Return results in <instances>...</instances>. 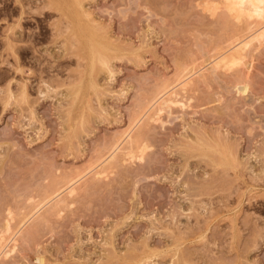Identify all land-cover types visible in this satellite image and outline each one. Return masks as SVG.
Instances as JSON below:
<instances>
[{
  "label": "rangeland",
  "instance_id": "374dc122",
  "mask_svg": "<svg viewBox=\"0 0 264 264\" xmlns=\"http://www.w3.org/2000/svg\"><path fill=\"white\" fill-rule=\"evenodd\" d=\"M75 2L0 0L1 239L132 124L135 156L124 144L103 176L86 174L57 209L43 205L0 264H264V38L244 63L216 68L251 22L227 16L223 0ZM189 69L186 104L136 123Z\"/></svg>",
  "mask_w": 264,
  "mask_h": 264
},
{
  "label": "bare ground",
  "instance_id": "6f19581e",
  "mask_svg": "<svg viewBox=\"0 0 264 264\" xmlns=\"http://www.w3.org/2000/svg\"><path fill=\"white\" fill-rule=\"evenodd\" d=\"M224 1V4H225V8H226V14H227V12H228V14H227V16L228 15H230L229 17H232V19H236L237 21H242L244 18H247V20H251V22L249 23L250 25V29H249V33L246 35V37H242L243 39H241V40H238V42L237 43H235L234 44V46H233V49L232 50H230V51H225V52H222V53H220L214 60V65H215V67L216 68H219V67H221V68H231V67H233V66H238V65H240V64H242V63H244V61H245V56H246V54L244 53V50L248 47V46H250V44L252 43V42H254V41H256V40H261L262 38H264V0H223ZM56 2V1H55ZM71 3H73L72 1H70ZM74 2H75V0H74ZM69 3V2H68ZM76 3V2H75ZM74 3V4H75ZM223 3V2H222ZM65 4V3H64ZM57 5H58V3H57ZM72 5V4H71ZM77 5V4H76ZM56 6V5H55ZM86 6V5H85ZM84 6V7H85ZM57 7V6H56ZM68 7V6H67ZM73 7V6H72ZM77 7V6H76ZM75 7V8H76ZM80 7V6H79ZM74 8V9H75ZM211 8V7H210ZM59 9V8H58ZM85 9V8H84ZM61 10H63V7H62V9ZM225 10V9H224ZM70 12H72V11H70ZM80 12V11H79ZM64 13V12H63ZM62 13V14H63ZM66 13V12H65ZM77 13V12H76ZM84 13V12H83ZM66 15V14H65ZM82 15V14H81ZM92 15V14H91ZM69 16H71V15H69ZM73 16H75V15H73ZM67 17V16H66ZM80 17V16H79ZM82 17V19H84L85 20V15H84V17L83 16H81ZM81 17L79 18V19H81ZM91 17H93V16H91ZM87 18V17H86ZM70 19H72L73 20V18H70ZM232 19H230V20H232ZM78 20V19H77ZM226 20H228V19H226ZM71 21V20H70ZM86 21H87V19H86ZM20 22V21H19ZM83 22V21H82ZM99 22V21H98ZM225 22H227V21H225ZM228 22H229V20H228ZM73 23V22H72ZM71 23V24H72ZM83 23H85V22H83ZM83 23H82V25H83ZM95 23V22H94ZM100 23V22H99ZM230 23V22H229ZM228 23V24H229ZM76 24H78L77 23V21H76ZM79 24H80V22H79ZM227 24V23H226ZM81 25V24H80ZM79 25V26H80ZM89 25V24H88ZM98 25V24H97ZM20 26H21V24H20ZM69 26H71V25H69ZM92 26V25H91ZM104 26V25H103ZM16 27V26H15ZM83 27H84V25H83ZM88 27V26H87ZM93 27H95V26H93ZM79 28V27H78ZM86 28V27H85ZM89 29V28H88ZM10 30V29H9ZM20 30V29H19ZM79 30V29H78ZM91 30V29H90ZM81 31H82V29H81ZM81 31H80V34H81ZM91 31H93V30H91ZM21 32V31H20ZM79 32V31H78ZM77 32V33H78ZM87 32H89V31H87ZM13 33H14V31H13ZM84 33V32H83ZM22 34V33H21ZM20 34V35H21ZM43 34V33H42ZM80 34H78L79 35V37H80ZM94 34V33H93ZM99 34H101L100 32H99ZM19 35V34H18ZM14 36V35H13ZM85 36V35H84ZM89 36V35H88ZM91 36V35H90ZM20 36H17L16 38H15V36H14V38L15 39H18ZM41 37V36H40ZM43 37V36H42ZM98 37V36H97ZM105 37V36H104ZM113 37V36H112ZM88 38V37H87ZM106 38V37H105ZM14 39V40H15ZM107 39V38H106ZM14 40H12V41H14ZM19 40H20V38H19ZM19 40H15L16 42H18ZM79 40V39H78ZM77 40V41H78ZM84 40H85V38H84ZM94 40H96V39H94ZM86 41V40H85ZM84 41V43H86ZM88 41V40H87ZM93 41V40H92ZM107 41H109V40H107ZM78 42H80V41H78ZM90 41H88L87 43H89ZM111 42V41H110ZM103 43V42H102ZM97 44H98V42H97ZM97 44H95L94 43V41L91 43V47H92V53H93V56H94V59H96V58H99V60L101 61V63H106L107 62V58H106V53L108 52V51H106V49H105V51H106V53H105V55H103V53L100 51L99 52V49H98V47H97ZM16 45V44H15ZM80 45V44H79ZM84 45V44H83ZM89 45V44H88ZM108 45H109V43H108ZM11 47V46H10ZM20 47V46H19ZM19 47H15L16 49L17 48H19ZM80 47V46H79ZM83 47V46H82ZM86 47V46H85ZM101 47V46H100ZM214 47V46H213ZM87 48H90V47H87ZM102 48V47H101ZM15 49V50H16ZM78 49H80V48H78ZM77 49V50H78ZM91 49V48H90ZM13 50V49H12ZM76 50V51H77ZM87 50V49H86ZM101 50H103V49H101ZM80 51V50H79ZM104 51V52H105ZM110 51V50H109ZM89 53H90V51H88ZM18 53V52H17ZM27 53V52H26ZM78 53V52H77ZM81 54H82V52H80ZM111 53H112V51H111ZM114 53V52H113ZM116 53H118V52H116ZM87 54V53H86ZM110 54V53H109ZM120 54V53H119ZM16 55H19V54H16ZM81 56V55H80ZM88 57H89V59H90V56L91 55H87ZM20 57V56H19ZM92 58V57H91ZM17 59V58H16ZM89 59H88V61H89ZM93 59V58H92ZM18 60V59H17ZM87 61V62H88ZM92 60H90V62H91ZM97 63V62H96ZM111 64V63H110ZM87 65V64H86ZM91 64H89V66H90ZM100 65H102V64H100ZM112 65V64H111ZM106 66V65H105ZM102 67V66H101ZM112 67V66H111ZM87 68H89V67H87ZM91 68V67H90ZM90 68H89V70H90ZM109 69V68H108ZM113 69V68H112ZM186 68H184V70H185ZM246 69V68H245ZM250 69V68H249ZM184 70H183V72H184ZM187 70V69H186ZM244 70V69H243ZM99 70H97V72H98ZM101 71V70H100ZM249 71V70H248ZM88 72H90V71H88ZM86 73V72H85ZM195 73H196V71H193L192 69L190 70H188V71H186V73L184 72L183 74L181 73V74H179V76L173 81V82H166L164 85H162V87H161V89L157 92V94L155 95V99H153L154 101L151 103V105L149 106V107H147L146 108V110L141 114V116L136 120V123H139L141 120H144V118L146 117V119H147V117H149V118H151L152 116H154L152 113H151V110H153V109H156V110H154L156 113L155 114H160L162 111H163V109H164V107L165 106H171V105H173V104H179V105H185L184 104V99L183 98H181L180 97V95H181V91H185L187 88H188V86L192 83V80H193V75H195ZM91 74V73H90ZM90 74H89V77H90ZM85 75V74H84ZM86 75H87V73H86ZM205 75V74H204ZM85 78V77H84ZM95 78H98L97 76L95 77ZM170 78V77H169ZM171 78H172V76H171ZM86 79V78H85ZM92 79V78H91ZM99 79V78H98ZM89 80V79H88ZM85 81V80H84ZM243 81V80H242ZM79 82V81H78ZM87 84H89V82H87V80L85 81ZM93 82V81H92ZM235 82V81H234ZM240 82V81H239ZM238 82V83H239ZM23 83H24V81H23ZM100 83V82H99ZM74 84H76V83H74ZM81 84V83H80ZM22 85V84H21ZM86 85V84H85ZM84 85V86H85ZM101 85V84H100ZM82 86V85H81ZM25 87V86H24ZM82 88V87H81ZM86 88L87 87H85V89L83 88V90H85L86 91ZM22 89H23V87H22ZM24 89H26V88H24ZM249 89V85H248V83L245 81V82H242V88L239 90L240 92H242V93H245L247 90ZM101 90V89H100ZM156 90V89H155ZM24 91V90H23ZM84 91V92H85ZM238 91V90H237ZM82 92V91H81ZM95 92V91H94ZM97 92V91H96ZM69 93H70V90H69ZM241 93V94H242ZM72 94V93H71ZM75 94V93H74ZM81 94V93H80ZM23 95V94H22ZM28 95V94H27ZM76 95V94H75ZM92 95V94H91ZM94 95V94H93ZM25 96V95H24ZM82 96V95H81ZM86 96V95H85ZM88 96V95H87ZM80 97V96H79ZM84 97V96H83ZM81 98V97H80ZM80 98H79V101H80ZM151 98V97H150ZM15 99V98H14ZM20 99V98H19ZM22 99V98H21ZM21 99H20V102H21ZM84 99H85V97H84ZM93 99V98H92ZM26 101V100H25ZM79 101L77 102V104H79ZM76 104V105H77ZM82 104V103H81ZM69 105V104H68ZM155 105V106H154ZM72 106V105H71ZM94 106V105H93ZM154 106V107H153ZM156 106H158L157 108H155ZM81 107V106H80ZM84 107V106H83ZM92 107V106H91ZM81 109V108H80ZM85 109V108H84ZM151 109V110H150ZM169 109V108H168ZM78 110V109H77ZM86 111V110H85ZM73 113V112H72ZM78 113V112H77ZM73 115V114H72ZM71 115V116H72ZM78 115V114H77ZM133 116V115H132ZM131 116V117H132ZM88 117V116H87ZM156 117V116H155ZM84 118H86V117H84ZM70 119V118H69ZM72 119V118H71ZM77 119V118H76ZM74 120V122H75V119H73ZM72 121V120H71ZM157 121V120H156ZM69 123H70V121H69ZM71 125H73V124H71ZM134 124H132V126H130L129 128H128V130L126 131L125 130V135H124V137L123 138H121V139H119V138H117L118 140L111 146V149H109L110 151L108 152L109 154L107 155V157L104 159L103 158V160L100 162L99 161V163L97 164V165H93V166H91L90 167V170L88 171V172H86V173H82V171L81 172H78L77 174H75V176H69L70 177V179L67 181L66 180V182H63V184L64 185H61V186H59L58 188H56L54 191H52V194L50 195V197H47L48 199L45 201V203H43V205H45L46 206V204H49V203H51V201H53L54 200V202H52V204H51V206L53 207V208H56L57 209V207L60 205V204H62V202H64V201H66V199L65 198H63V197H61L60 195L62 194V193H64V192H66V196H71V195H73L75 192H77V189H78V186H77V184L79 183V181L86 175V174H88V173H92L93 174V177L94 178H96L97 176H101L102 174H105V171H106V167H107V165H110L111 164V166H114L115 165V162L117 161V158H118V154H119V152L121 151V150H123V149H125V145L128 143L129 145H131L130 147L132 148L131 150H130V152L128 153V154H126V157H130V158H133V156H135V153H134V151H133V143H135V142H137L138 141V136L137 135H135L133 132V130H135V128H134ZM136 126H137V124H136ZM81 127V126H80ZM73 127H71V129H72ZM76 130H77V128H76ZM73 132V131H72ZM71 132V133H72ZM122 134H124V133H122ZM140 135V134H139ZM122 136V135H121ZM210 137V136H209ZM196 138V137H195ZM218 140H220V139H218ZM111 141V140H110ZM200 141V140H199ZM203 141V140H202ZM195 142V141H194ZM201 142V141H200ZM204 142V141H203ZM193 143V142H192ZM214 143V142H213ZM125 144V145H124ZM194 144V143H193ZM143 145V144H142ZM195 145V144H194ZM196 145H197V143H196ZM216 145V144H215ZM199 146V145H198ZM202 146V145H201ZM206 146V145H205ZM213 146V145H212ZM136 147H139L140 149V151L141 152H143L144 150L146 151V148L148 147V145L147 144H144L143 145V147H141V146H136ZM150 147V146H149ZM203 147V146H202ZM207 147V146H206ZM211 147V146H210ZM200 148V147H199ZM204 148V147H203ZM220 148V147H219ZM210 149V148H209ZM207 150V149H203V150H207V151H211V150ZM213 149V148H212ZM226 149V148H225ZM196 150V149H195ZM221 150H223V149H221ZM214 151V150H213ZM217 151L219 152V150L217 149ZM227 152V151H226ZM105 153V152H104ZM203 153V152H202ZM206 153V152H205ZM221 153V152H220ZM228 153V152H227ZM237 153V152H236ZM144 154V153H143ZM142 153H140V155H143ZM222 154V153H221ZM198 155V154H197ZM204 155V154H203ZM215 155V154H214ZM218 155V154H217ZM230 155H231V153H230ZM238 155V154H237ZM104 156V155H103ZM120 156V155H119ZM196 156V155H195ZM200 156V155H199ZM102 157V156H101ZM140 157H142V156H140ZM222 157H224L223 155H222ZM226 158V155H225V157H224V159ZM124 159H126V158H124ZM212 159V158H211ZM217 159V158H216ZM215 159V160H216ZM228 159H229V157H228ZM236 159V158H235ZM122 160V159H121ZM230 160V159H229ZM213 161V160H212ZM89 162V161H88ZM228 162H230V161H228ZM228 162H226V163H228ZM225 163V164H226ZM222 164V163H221ZM231 164V163H230ZM235 164V163H234ZM105 165H106V167H105ZM239 165V164H238ZM228 166V165H227ZM230 166V165H229ZM236 166V165H235ZM231 167V166H230ZM235 168V167H234ZM78 169V168H77ZM236 169V168H235ZM87 176V175H86ZM103 176V175H102ZM68 178V177H67ZM66 177H65V179H67ZM84 179V178H83ZM101 180V179H100ZM101 182V181H100ZM61 183V182H60ZM81 185V184H80ZM97 187V186H96ZM95 188V187H94ZM96 189V188H95ZM92 190V189H91ZM79 191V190H78ZM89 193V192H88ZM91 193V192H90ZM32 195V194H31ZM32 197V196H31ZM73 197H74V195H73ZM79 198V197H78ZM72 200V199H71ZM44 201V200H43ZM73 204V203H72ZM43 205H40V207H36V209H35V211L34 212H31L32 214L31 215H29L28 217H24V219H23V221H22V225H20V227H19V229L18 230H16L15 232H13L12 233V235L10 236V238H8V240L7 241H5L4 242V240H2L3 239V237L4 236H2V235H0V258L2 257L1 255H7V253L8 252H10L11 250H13L14 248L16 249V241L18 240L17 239V236L19 235V233L21 234H23V231H21L22 229H24V228H22V226H24L27 222H30L29 220L39 211V210H41V208H42V206ZM50 205V204H49ZM8 210V209H7ZM233 210V209H232ZM11 211V210H10ZM22 211V210H21ZM9 212V211H8ZM19 214V213H18ZM10 215H12V213L10 212ZM21 215V214H20ZM28 215V214H27ZM13 216V215H12ZM12 216H11V218H9V219H6L5 221H6V231H7V233L9 232L10 233V231H11V229H12V226H11V219H12ZM34 218V217H33ZM32 218V219H33ZM34 223V222H33ZM5 225V224H4ZM14 226V225H13ZM15 227V226H14ZM22 228V229H21ZM4 229V228H3ZM2 229V230H3ZM27 229V228H26ZM21 231V232H20ZM3 232V234H4V232L5 231H2ZM19 232V233H18ZM6 233V232H5ZM8 233V234H9ZM30 233V232H29ZM2 234V233H1ZM11 234V233H10ZM6 236H7V234H5ZM17 235V236H16ZM28 235V234H27ZM9 236V235H8ZM2 238V239H1ZM25 238V237H24ZM110 238H112V237H110ZM22 239H23V237H22ZM25 240V239H24ZM111 242V241H110ZM113 244V243H112ZM181 245V244H180ZM147 246V245H146ZM178 246V245H177ZM175 247V246H174ZM181 247V246H180ZM147 248V247H146ZM113 249V248H112ZM135 249V248H134ZM172 249V248H171ZM175 249V248H174ZM151 250V249H150ZM163 251H165V250H163ZM168 251V250H167ZM174 251V250H173ZM181 251V250H180ZM12 253H13V251H11ZM10 252V253H11ZM148 252V251H147ZM162 252V251H161ZM166 252V251H165ZM110 253V252H109ZM153 253V252H152ZM151 253V254H152ZM158 253V252H157ZM192 253V252H191ZM118 254V253H117ZM161 254V253H160ZM145 255H147V254H145ZM155 255V254H154ZM144 256V255H143ZM149 256V255H148ZM148 256H145L146 258H148ZM151 256V255H150ZM149 256V257H150ZM171 256V255H170ZM175 256V255H174ZM156 257V256H155ZM45 259V258H44ZM152 259V258H151ZM172 259V258H171ZM39 260V259H38ZM104 260V259H103ZM138 260V259H137ZM155 260V259H154ZM177 260V259H176ZM40 261L42 262L43 261V259L42 258H40ZM139 261V260H138ZM184 262V261H183ZM135 263H139V262H135ZM171 263V262H170ZM128 264V263H127ZM141 264V263H140Z\"/></svg>",
  "mask_w": 264,
  "mask_h": 264
}]
</instances>
